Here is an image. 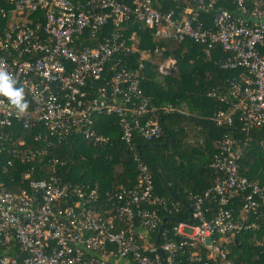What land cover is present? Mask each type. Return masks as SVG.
Wrapping results in <instances>:
<instances>
[{"label":"built area","instance_id":"1","mask_svg":"<svg viewBox=\"0 0 264 264\" xmlns=\"http://www.w3.org/2000/svg\"><path fill=\"white\" fill-rule=\"evenodd\" d=\"M161 1L187 5L0 0V62L29 103L18 116L0 97V264H237L226 237L261 232L264 187L242 174V151L230 136L215 143L216 184L193 194L190 217L166 229L169 217L182 213L181 202L157 193L135 142L162 139L163 115L177 111L145 94L139 77L146 53L136 46L137 33L125 38L124 30L138 23L159 41L189 42L205 57L217 56L215 67L236 76L208 92L224 104L210 121L264 130V0ZM167 51L157 46L154 55ZM136 54L140 59L130 66ZM155 64L163 75L178 70L174 57ZM105 117L118 120L120 140L133 148L139 181L103 194L90 183L66 180L60 170L66 162L55 150L75 135L109 142L99 130ZM23 165L28 171L15 182L25 186L4 188L3 177Z\"/></svg>","mask_w":264,"mask_h":264},{"label":"trees","instance_id":"2","mask_svg":"<svg viewBox=\"0 0 264 264\" xmlns=\"http://www.w3.org/2000/svg\"><path fill=\"white\" fill-rule=\"evenodd\" d=\"M159 3L166 9H180L187 5L185 2L166 3L161 0ZM124 31L125 38L136 32V46L146 53L139 77L145 94L157 106L164 107L172 103L178 112L163 115L166 131L162 139L149 144L139 140L135 142L151 168L157 193L170 201L181 202L182 213L169 217L166 229L176 226L178 219L190 217L189 206L193 194L204 192L216 184L217 177L211 168L212 158L217 152L215 143L225 136L234 138L241 148L239 164L242 174L264 187V130L253 129L245 133L238 121L227 128L216 127L210 121V117L223 109L224 104L218 99L209 98L208 92L212 88L223 87L224 81L235 77L236 73L219 70L214 64L217 56L207 58L201 48L189 42L178 44L174 40L159 41L138 23L129 25ZM157 46L168 49L160 58L154 55ZM169 57L177 60L178 70L163 75L154 65V60L164 61ZM139 59V54L134 55L133 65H129L134 67ZM210 74L212 78L209 80ZM186 108L190 115L186 113ZM181 112L191 119L178 115ZM117 123L114 117L103 118L99 130L111 138L103 145L75 135L57 147L55 155L66 162L65 166L60 167L66 180L90 183L103 194L112 192L117 186L134 187L137 184L139 172L134 161V150L120 140ZM172 138L174 143L159 146L171 142ZM200 140H204L205 144H200ZM25 171H28L25 165L13 168L3 177V187L15 191L25 186L22 182H15ZM233 237L235 239L231 241ZM172 239H176L174 234ZM226 239L230 257L237 264H264V223L261 232L252 229L227 236Z\"/></svg>","mask_w":264,"mask_h":264},{"label":"clouds","instance_id":"3","mask_svg":"<svg viewBox=\"0 0 264 264\" xmlns=\"http://www.w3.org/2000/svg\"><path fill=\"white\" fill-rule=\"evenodd\" d=\"M18 81L14 75L8 71L7 64L0 62V97H5L12 108L16 110L18 116L26 113L29 103L26 99L25 89L17 87ZM4 101L0 100V105Z\"/></svg>","mask_w":264,"mask_h":264},{"label":"water","instance_id":"4","mask_svg":"<svg viewBox=\"0 0 264 264\" xmlns=\"http://www.w3.org/2000/svg\"><path fill=\"white\" fill-rule=\"evenodd\" d=\"M174 114H176V113H174ZM173 114V115H174ZM178 115H181L182 117H184V118H186V119H191L188 115H186V114H178ZM162 121H164V120H162ZM245 131V130H244ZM245 133H250V131H245ZM170 143H174V139L172 138L171 139V142H169V143H166V144H159V146H164V145H169ZM138 149V148H137ZM166 222V219H164L163 220V223H165ZM189 223L190 224H193L194 223V219L193 218H191V220L189 221ZM164 226L165 225H162L161 226V229H160V233L162 232V230L164 229ZM160 253L162 254V252L160 251Z\"/></svg>","mask_w":264,"mask_h":264},{"label":"rangeland","instance_id":"5","mask_svg":"<svg viewBox=\"0 0 264 264\" xmlns=\"http://www.w3.org/2000/svg\"><path fill=\"white\" fill-rule=\"evenodd\" d=\"M11 19L13 20V17H11ZM24 19H20L19 21H23ZM186 113H188V115H190V111L186 108L185 109Z\"/></svg>","mask_w":264,"mask_h":264},{"label":"crops","instance_id":"6","mask_svg":"<svg viewBox=\"0 0 264 264\" xmlns=\"http://www.w3.org/2000/svg\"><path fill=\"white\" fill-rule=\"evenodd\" d=\"M185 114V113H184ZM187 115V114H186Z\"/></svg>","mask_w":264,"mask_h":264}]
</instances>
